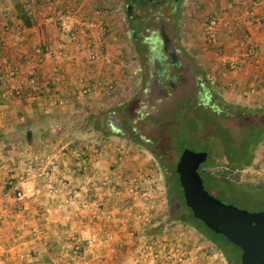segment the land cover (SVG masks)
Here are the masks:
<instances>
[{"label": "crops", "instance_id": "1", "mask_svg": "<svg viewBox=\"0 0 264 264\" xmlns=\"http://www.w3.org/2000/svg\"><path fill=\"white\" fill-rule=\"evenodd\" d=\"M104 4L0 0V264H157L165 250L160 264H178L170 257L201 249L191 241L177 242L190 235L186 231L126 229L127 211L100 193L94 179L96 150L90 144L80 147L82 141L118 139L119 134L128 139L111 125L113 109L124 107L115 98L132 85L136 88L128 94L135 93L142 84L130 82L142 69L126 67L128 56L139 52L136 37L123 38L118 10ZM170 5L177 30L169 45L179 57L197 55L199 24H218L225 34L233 32L234 44L247 48L225 60L242 70L228 81L239 87L217 89L223 107L264 109V27L259 25L264 0H203L186 10L181 0ZM59 8L82 15L75 41L43 20ZM86 44L96 54L92 60L85 56ZM72 141L78 143L71 149ZM15 189L25 191L23 202L12 199ZM100 203L112 208L106 221L113 224L95 223L104 214L90 210L102 209ZM72 243L80 248L73 250Z\"/></svg>", "mask_w": 264, "mask_h": 264}, {"label": "rangeland", "instance_id": "2", "mask_svg": "<svg viewBox=\"0 0 264 264\" xmlns=\"http://www.w3.org/2000/svg\"><path fill=\"white\" fill-rule=\"evenodd\" d=\"M93 1H100L102 4L105 3V7L113 6V8L117 9L119 12L116 18L120 21V24H128L124 18L125 15L122 5L119 4L118 0H104V2H102V0ZM202 1L203 0H181V4L184 5L183 9L186 10L193 9L194 6L197 8V4L202 3ZM158 2L156 6L150 4V6L140 8L147 18L139 23L137 27H133V34L134 37H136L134 41L138 44L137 49L139 54L136 53L137 55H134V57L132 55L128 56L127 60L129 59V62L126 67L128 70L142 69V73L140 72L138 74V78L130 76L131 83L140 81L142 84H139L135 93L132 92L131 95L128 94V92L133 91V89L136 88L135 85L128 87L126 92L117 94V98L115 99L117 100L119 98L118 100L124 107L123 109L119 106L115 107L112 114L114 117L113 121L120 122L126 129V133L124 134L135 138L138 142L131 141V137H128L129 139H123L122 134H119L118 139L113 137L112 140L94 138L95 140L93 141L81 142L86 146L90 144L91 149L96 150L97 158L94 168L98 173L95 172L94 179L97 180L96 183L100 186L99 192L115 203V206L118 208L120 207L122 212L127 211L129 220L127 221L126 229L129 228L134 230L143 227L147 223V219L151 212H167L168 209L163 207V204L167 201L166 199H168V208L174 211V217L182 216L187 209L183 205V199L179 195L181 194L180 186L172 172L165 178L162 165L165 164L167 167L169 165L171 166V161L169 163L165 159L166 154H170L172 162L178 155L179 145L177 146L175 142L173 143L172 139H178L179 142L185 139V144L188 148L192 150L208 151L206 159L201 162L199 167L202 166L200 168V170L202 169L200 173L203 179V186L210 194L224 202L243 207L250 211L264 209V189L254 187L259 183H264V137L261 142L253 148V142L245 138V129H243L241 125H238L237 119H235V115L230 111L229 107L224 108L219 98H214L211 93H208V97L206 98L205 94L207 93H199L197 90L198 87H202V85L194 83L196 77L199 78L202 75L201 66H199L197 62H202L211 75L214 73L213 70H215V68L221 70L220 78L214 83L216 89L223 88L225 85L239 87L237 84L236 86H234L233 83L228 84V81L231 80L233 75L237 76L242 68L234 69L229 66L233 64V62L225 60L229 58L228 56L232 55V52H239L240 49L244 51L246 47L242 46V48H239L238 45L234 44L233 32L228 31V34H225L218 24H212L211 28L206 24L195 25L198 27L201 37L200 41H197L201 42L197 55L194 58L187 57V55L179 57L182 64L186 66L183 72L187 76V79L181 83L175 84L169 89H167V84L165 82L163 83L164 86L162 89H155L157 87H153L156 85L152 83L151 74H154L156 66L152 65L149 56L151 44L146 38H143V36L145 37L148 33V29L150 30L149 27L155 29L158 25V21L156 18L154 19V16L160 17L163 23H167V25L170 26V0H158ZM136 11L139 10L136 8ZM125 25L123 26V38L129 42L128 39L131 38L130 27L126 28ZM116 26H119V24ZM144 26L149 27L145 30ZM121 30L122 28L120 32ZM114 31L118 32V30ZM165 31H169L171 38H173L172 28H166ZM230 34L233 37L230 38ZM161 36L164 37L163 34H161ZM189 37L190 36H188V38ZM223 44H225V46H223ZM131 49L129 51H131ZM208 52L210 55L207 54ZM225 56L227 57L225 58ZM225 63L227 65H225ZM168 73H172V71L169 69ZM224 81H226V83ZM255 82L259 83V80L256 79ZM202 83L204 84V81ZM261 84L263 85V83ZM126 94H128L129 97H127L128 95ZM250 110L253 111L255 109ZM208 111L216 119V122L226 127L233 136L234 141L231 150L227 148L225 151L219 138L214 137L210 132L203 133L204 129H202L199 124L198 129L193 135H190L189 125L185 122L183 117L188 115L197 116L200 114L206 118L205 124H207V117H211L208 115ZM160 125L164 138L161 141L155 137V133L160 129ZM107 127L109 129L110 126L108 125ZM206 140H210L212 144L211 147L209 142L208 147ZM35 149L40 150L41 148L35 147ZM249 150L252 152V163L247 166H251L252 170L246 174L241 183L230 182L217 176L213 177L204 169L209 164L222 163L220 160L225 154H228L227 152H230V155L231 153H235L239 156L236 160L241 162L246 158ZM155 154L160 155V159H157ZM22 160L24 161V159ZM111 163H113L114 166L112 168L110 167ZM222 164L228 165L227 163ZM244 183L251 188L239 185ZM167 188L169 193L168 198L165 191ZM120 204L123 205L120 206ZM97 206H102V209H92L90 212L94 210L98 212L102 211L100 213L104 215L101 214L95 223L101 224L103 222L106 224H113L111 220L106 221L110 219L109 210L112 208H110V206L106 208L107 206L101 203ZM106 215L109 217H106ZM166 216L168 215L165 214V217ZM115 224H120V222L116 221ZM137 225L139 227H136ZM167 230H182L186 231V233L189 232L190 235H187V237L181 236L182 240L178 239L177 242L188 245L190 243L189 241H191L201 246V249L199 248L195 254L183 252L178 253L179 255L175 254L171 256L170 259L172 262H178V264H195V262L199 261V264H227L221 253L213 251V255H205L203 248L204 246H208V240L198 237L197 233L188 225L181 224L175 220L164 227V231ZM217 238L221 241L224 250L238 252V249L233 243L227 242L219 235H217ZM166 254L167 252L165 250L163 255L161 253V255L156 257L155 261L157 264H160L161 261L163 263L164 260H166ZM177 256L180 257V259H178Z\"/></svg>", "mask_w": 264, "mask_h": 264}, {"label": "water", "instance_id": "3", "mask_svg": "<svg viewBox=\"0 0 264 264\" xmlns=\"http://www.w3.org/2000/svg\"><path fill=\"white\" fill-rule=\"evenodd\" d=\"M160 29L152 30L150 59L156 66L151 74L153 85L159 88L167 84V89L187 79L183 72L184 66L179 54L167 49L166 37L161 36ZM172 73H168V70ZM197 80H194L196 84ZM112 127L122 133L126 129L118 121L111 123ZM208 155L206 150H192L180 141L174 170L178 184L182 190L184 204L193 216L206 227L222 234L228 241L236 245L239 252V264H264V209L250 211L243 207L224 202L210 194L203 186L200 175V163Z\"/></svg>", "mask_w": 264, "mask_h": 264}, {"label": "trees", "instance_id": "4", "mask_svg": "<svg viewBox=\"0 0 264 264\" xmlns=\"http://www.w3.org/2000/svg\"><path fill=\"white\" fill-rule=\"evenodd\" d=\"M197 64L199 66H201V69H202V75L199 78L195 79V80H197L196 84L202 85V87H198V88L200 90H202L203 93H207V94H205L206 98L208 97V93H211L214 98H220L221 95L217 91L214 83L216 80H218L220 78L221 70L215 69V70H213L214 73L211 75V74H209L208 69L205 68L206 66L204 67V64L202 62H197ZM225 65H227V64L225 63ZM203 81H204V84L202 83ZM229 109L232 113H234L235 119H237L238 125H241V127H243V129H245V138L248 141L253 142V148L255 146H257L264 137V109L258 107L257 109L251 111L250 109L244 108L239 104L237 107H230ZM208 115H210L211 117H207V124H205L206 118H204L203 115H200V114H198L197 116L196 115L195 116H193V115L189 116L188 115V116L183 117L185 122L189 125L190 135H193V133L198 129V124H199L200 127L202 129H204L203 133L204 132L205 133L210 132L213 134L214 137L219 138L220 142L222 143L223 149H225V151L227 150V148H230V150H231L232 144L234 141L233 136L231 135V133L228 131V129L226 127L221 126L220 124H218L216 122V119L213 117V115L209 111H208ZM86 126H89V123H87ZM96 129H97L96 131H101V129H103V127H101L100 124H97ZM161 129H162V127L160 125V129L157 130V132L155 133L156 134L155 137L158 138L160 141L162 139H164L163 138V131ZM171 133H172V130H171ZM118 137H119V135H118ZM125 137L130 138L131 136L126 135ZM131 141L138 142V141H136L135 138H132V137H131ZM206 141H207V143L208 142L210 143V140H206ZM172 142L173 143L175 142V144H177V146L179 145V147H180V142L178 139H172ZM77 143H78L77 141L70 142L71 148H75ZM204 143H205V140H204ZM209 143H208V147H209ZM211 146H212V144L210 145V147ZM80 147H81V149L84 150L86 148V145L84 143H81ZM250 150L248 151L246 158L244 160H242L241 162H238V160H236V159H238L239 156H237L235 153H233V154L231 153V155H230V152H227L228 154H225V156L222 157L220 161L222 163H227L230 166L249 165L252 163V152H250ZM155 157L157 159H160L159 158L160 155H158V154H155ZM165 159L169 163L171 161V166L169 165L167 167V166H165V164L162 165V171H163L165 178L170 175L169 174L170 172H172L176 177V173L174 170L175 160L172 162V158L170 157V154H166ZM200 165H201V163H200ZM110 167H114L113 163L110 164ZM118 167L122 168L121 166H118ZM201 167L202 166H200V168ZM171 168H172V170H171ZM200 175H201V173H200ZM213 177H215V176H213ZM176 181L178 183L177 177H176ZM239 185L251 188L246 183L239 184ZM254 187H259L261 189H264V183H259ZM180 190H181V188H180ZM165 191H166V195L168 198V196H169L168 188ZM179 195L183 199L182 190H181V194H179ZM166 200L167 201L163 204V207H165V209H168L167 210L168 213L166 211H163L161 213H152L151 212V214L149 215V218L147 219V223L143 227L140 228V229H142V231L147 232V233L161 232L164 230V227L167 224L172 223L175 220H177L181 224L188 225L192 230H194L197 233L198 237L206 238L208 240V246H204L205 254L210 255L213 251H215V252L222 254V256L224 257L227 264H239V252H240V250L236 245L235 246L238 249V252H232L230 250H224L222 248L221 241L218 240V238H217V235L221 236L227 242H229V243H231V242L228 241L222 234L214 232L211 229H209L208 227H206L198 218L193 216L190 209L184 204V201H183V205L185 206L187 211H185L182 216H175L174 217V211L168 208L169 207L168 199H166ZM165 214H167L168 216L165 217ZM172 215H173V217H172ZM136 227H139V226L137 225Z\"/></svg>", "mask_w": 264, "mask_h": 264}, {"label": "built area", "instance_id": "5", "mask_svg": "<svg viewBox=\"0 0 264 264\" xmlns=\"http://www.w3.org/2000/svg\"><path fill=\"white\" fill-rule=\"evenodd\" d=\"M81 16L82 15L78 11L72 8H59L54 10L51 14H46L43 17V20L54 22L60 29L67 33L69 38L75 41L78 38ZM259 25L264 27V21H260ZM84 47L85 56L89 60L94 59L96 57L95 52L89 47L88 44H86ZM204 169L209 175L217 176L230 182L241 183L246 174L252 170V167L247 165L230 166L220 163L209 164ZM25 197L26 193L24 190L21 189H15L12 194V199L18 202H23L25 200ZM71 248L73 250H77L79 249V246L76 243H73L71 245ZM67 264L71 263L69 262Z\"/></svg>", "mask_w": 264, "mask_h": 264}, {"label": "flooded vegetation", "instance_id": "6", "mask_svg": "<svg viewBox=\"0 0 264 264\" xmlns=\"http://www.w3.org/2000/svg\"><path fill=\"white\" fill-rule=\"evenodd\" d=\"M119 4L122 5L123 8V12L125 15V20L128 22L129 25H132L136 27V25L138 26L139 23H141L142 21H144L147 17H145L143 11L140 10V8H143L145 6H150V4H153L154 6H156L159 2L158 0H118ZM136 8L139 11H136ZM156 18V20L158 21V25L155 28H158L161 30L162 34L164 35V37H166L167 39V44L169 49H171V46L169 45L170 42V32L169 31H165L166 28H172L173 32H172V36L175 35L177 30L176 27L172 26L174 23L171 20L170 17V26L167 25V23H163L162 20H160L161 18L158 16H154V19ZM166 24V25H165ZM129 25H127V27H129ZM132 26H130V32L132 33L131 35H133L134 30L132 28ZM149 26H144V29L147 30ZM150 30L148 29V33L145 35V37L143 36V38H146L147 41L152 44L153 39L151 38V33H152V28L153 27H149ZM184 68H186V66H184Z\"/></svg>", "mask_w": 264, "mask_h": 264}]
</instances>
